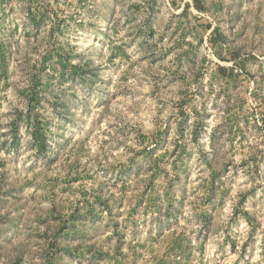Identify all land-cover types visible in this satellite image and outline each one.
I'll list each match as a JSON object with an SVG mask.
<instances>
[{"label":"rangeland","instance_id":"rangeland-1","mask_svg":"<svg viewBox=\"0 0 264 264\" xmlns=\"http://www.w3.org/2000/svg\"><path fill=\"white\" fill-rule=\"evenodd\" d=\"M0 264H264V0H0Z\"/></svg>","mask_w":264,"mask_h":264}]
</instances>
